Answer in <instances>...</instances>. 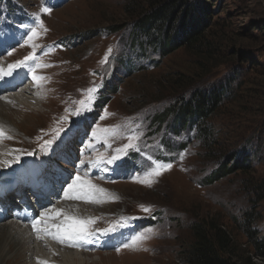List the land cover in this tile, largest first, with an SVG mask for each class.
Listing matches in <instances>:
<instances>
[{
  "label": "rangeland",
  "instance_id": "1",
  "mask_svg": "<svg viewBox=\"0 0 264 264\" xmlns=\"http://www.w3.org/2000/svg\"><path fill=\"white\" fill-rule=\"evenodd\" d=\"M156 1L0 0V67L7 69L34 54L35 75L43 78L34 81L31 72L26 84L13 91L24 88L26 96L37 91V110L21 106L13 92L0 94L13 100L12 106L6 103L4 113L0 111V119L8 118L1 126L8 130L6 142L16 151L13 170L23 159L25 164H46L44 178L35 184L51 192L49 196L57 192L62 196L77 174L103 189L67 200H77L84 204L80 205L84 212L93 214L85 217L94 221L89 225L92 233L117 225L134 226L117 236L121 242L116 243V238L96 241L108 246L89 250L93 253L65 245L83 251V264H186L190 225L199 218L219 221L231 234L235 254L233 259L232 254L225 256L228 262L264 264V253L257 247L264 245V0H184L207 20L208 55L186 46L163 56L149 49L141 54L130 32L148 4ZM9 6L17 15H7ZM43 6L51 8L50 14L41 12ZM33 14L40 15L46 31L38 29L37 37L25 43ZM124 59L132 64L121 67ZM177 80L189 84L184 88ZM218 86L229 93L207 122L216 141L210 145V154L196 126L172 135L169 119L156 128L153 117L179 96L195 88ZM97 95L108 101L90 115ZM77 110L80 115L75 114ZM58 129L66 134L55 139ZM47 141L53 143L44 147ZM225 155L229 164L238 163V169L213 184L205 183L204 177L225 161ZM112 157L118 159L106 163ZM128 157L133 163L129 169L123 166ZM157 164L172 167L159 176H147ZM107 171L117 177L107 179L103 174ZM148 179L150 186L141 182ZM15 184L20 189L21 180ZM17 193L21 194L17 189L7 193L14 205ZM62 200L64 196L53 206ZM141 206L150 211H142ZM60 218L52 223L59 224ZM138 234L147 238L134 247L123 246ZM1 235L0 264H24V253L21 261L7 258L6 263L7 246ZM39 243L49 251L47 243ZM13 246L8 245V250ZM37 249L32 251L44 254L42 247Z\"/></svg>",
  "mask_w": 264,
  "mask_h": 264
},
{
  "label": "trees",
  "instance_id": "2",
  "mask_svg": "<svg viewBox=\"0 0 264 264\" xmlns=\"http://www.w3.org/2000/svg\"><path fill=\"white\" fill-rule=\"evenodd\" d=\"M16 12L10 6L6 10L7 15L10 13L17 15ZM139 16L140 18L130 32V37L131 40H136L141 54H144L149 49L163 56L180 46H186L204 50L203 52L208 55L209 46L204 38V33L208 27L207 20H204V16L201 15L198 9H194V6H191L187 1L158 0L155 3H149ZM110 29L113 30V28ZM139 37H143L140 42L138 40ZM148 56L146 55V57ZM128 64H132L130 60L126 61L124 59V61H120L121 67L124 66L126 68ZM176 82L182 83L184 88L189 84L179 80ZM230 85L232 86V83ZM110 89L114 90V86L110 87ZM228 93L229 90L224 89L223 86L210 90L192 89L185 97L179 96L173 103L154 116L153 123L156 124L158 129L170 119L169 131L172 135H180L181 131L196 126L197 134L203 140V148L210 154L213 150L210 145L216 141L212 127L207 122ZM103 97L104 95H101V97L97 95L91 105L93 110L90 115L96 113L107 103L108 100H103ZM223 155L224 152H220V156L223 157ZM225 157L226 155L224 159ZM130 160L131 158L128 157L124 159V163L128 162V164H131ZM237 164H229L226 159L223 162H219L204 177V182L213 184L238 169L239 166ZM249 219V216L245 219L246 228L250 224ZM190 232L191 241L185 252L184 259L186 264H237L228 262L227 258H225L227 254H232L231 259H233V254L235 253H233L232 236L222 223L212 219L199 218L191 223ZM249 235L254 240L255 235H252L251 232ZM257 247L264 253V245L262 243L257 245ZM245 263H248V258Z\"/></svg>",
  "mask_w": 264,
  "mask_h": 264
},
{
  "label": "bare ground",
  "instance_id": "3",
  "mask_svg": "<svg viewBox=\"0 0 264 264\" xmlns=\"http://www.w3.org/2000/svg\"><path fill=\"white\" fill-rule=\"evenodd\" d=\"M21 75H23V73H20V72L17 73V70H15L11 77H6L4 80H0V94L6 90H9L11 92L18 90L19 88L17 89V87H19L22 84V80H23ZM22 86H24V84ZM29 89H32V88L29 87L28 90ZM28 90L27 92H29ZM24 92H26V90H24L23 88L21 91L17 93L13 92L12 96H14V99L17 102H19L21 106L32 108V109L36 108L37 110V108L40 106V101L37 98L38 92L33 91L34 92L33 94L29 93L30 96H26ZM6 103L12 106L13 100L11 99V97L10 96L0 97V111L6 108L7 106ZM0 122H1L0 129L3 130V132L5 133L7 137L6 132H8V130L7 129L5 130L1 126H5V124H7L8 118L6 121L0 119ZM9 133L13 134L11 131H9ZM11 146L14 147L12 144L10 145L6 142V138H0V158H1L0 159V169L9 167L7 171L4 173L3 171L5 170L0 171V173H2L0 174L2 176L0 178V195L4 193L9 187H11L12 183L14 182L16 183V181L20 180L19 177L23 179L29 176L36 178V179H39L41 177L39 180H42L44 178V174H42L43 173L42 168H44V166L41 167L35 161L31 164L30 163L25 164L26 159H23L22 165L18 166L15 170H13V167L15 166L14 157H15L16 151L13 148H11ZM5 162H7L10 166L6 167ZM9 169L10 171L8 172ZM14 174H16V176ZM12 176H14L16 180L14 179L10 180ZM17 191L21 192L22 195L26 194L25 193L26 188L22 184H20V189L17 188ZM60 193H58L56 197L54 194L51 196H49V194H46L44 197H43V194H40L39 197H41V199L39 200H42V204L34 205L35 210L30 211L31 216L26 215V214L24 215V214L11 213L9 212L10 211L9 208L7 209L6 207L3 206L5 204H8L9 200L10 202L12 201V198H11L12 196L10 194L6 193L4 199L0 198V234H2L1 236L5 238L4 242H5V245L7 246L6 263L8 261L7 258L21 261L23 253L27 254L26 261L24 264H37L38 259L42 261H47L48 264H83L84 263L85 259L84 257H82L83 255L82 250L68 248L65 245H62L58 242H56L55 244L54 240L53 239L51 240V238L49 239V237H44L43 239H37L36 235L32 231L31 220L40 217L38 216V211L36 207L37 208L39 207L38 210H41L42 213L47 212L49 214H54L57 210H59L61 212V215H60L61 218L59 219L58 223H61V221H63L65 215L75 217L78 219H86L85 217H89L93 215V214L89 215L87 211L84 212L80 206L84 204L78 203L77 200H71V201H67L69 199L62 200L60 204H56L53 206V204H55L54 201L59 200L58 198L64 196V194L60 196ZM85 193L87 195L88 194L93 195L92 192L90 193L85 192ZM74 194L80 195V193L70 192V195H74ZM86 199L87 197L85 198V200ZM15 200L18 203L19 199L16 198ZM70 203H73V204H70ZM90 204L92 205V203ZM20 206H21L20 207L21 210H23L22 208L26 207L27 205L26 203L21 202ZM95 208L97 207L95 206ZM79 212L84 217L81 216ZM6 219H9V220L6 221ZM50 223H52V221H50ZM46 239H49V240H46ZM34 241H35V245L33 243ZM40 241L45 244L47 243V245H49L48 252L50 254L48 256L45 255V254H48L47 249H46L47 247L44 248L45 246H42L43 244L39 243ZM50 242L53 244H51ZM13 243H14V246H13L14 249L8 250V245H11ZM31 244H32V248L36 247V249L38 248L39 250L42 247L43 248L42 252L44 254H41V251L40 252L32 251V248H30ZM95 247L96 245H91V248L96 249ZM95 251H99V250H95ZM87 253H93V252L88 251ZM52 254L55 257L54 259L52 258L53 257ZM56 257H59L61 261H57Z\"/></svg>",
  "mask_w": 264,
  "mask_h": 264
},
{
  "label": "snow or ice",
  "instance_id": "4",
  "mask_svg": "<svg viewBox=\"0 0 264 264\" xmlns=\"http://www.w3.org/2000/svg\"><path fill=\"white\" fill-rule=\"evenodd\" d=\"M41 12L45 14H50L51 8L48 6H43L41 8ZM38 29H44L43 21L40 18V15L33 14L32 20H31V26L29 28L25 29L27 40L28 41L33 40L38 35ZM23 46V45H22ZM34 47V45H33ZM112 49H109V53H111ZM8 55H11V52H8ZM35 57L34 54H29L26 56L22 61H17L15 64H10L7 66V69L0 67V80H4L6 77H11L14 73V71L18 68L25 67L28 65L29 61H34ZM33 72V79L34 81L37 79H43L41 77H37L35 75V69H32ZM76 115H80V111L77 110ZM61 133H65L64 129H58L56 132L55 139L61 138ZM66 134V133H65ZM0 138H10L6 137L5 133L2 129H0ZM53 141H47L45 142L44 147H49ZM126 147H131V145H126ZM31 155L32 153H28ZM118 159V157H112L111 159H108L106 163L112 164L115 162V160ZM16 160H19V157H16ZM5 166H10L7 162H5ZM172 167L171 164H157L151 172L147 173V176H159L162 174L163 171L169 170ZM142 183H146L150 186L151 180H145L141 181ZM103 192V189H96L95 185H91L86 180H81L79 175L77 174L75 177L71 178V183L67 184V187L64 188V198L65 199H78L83 198L80 195H70L71 193H82V192ZM93 202H99V201H93ZM141 210L144 212H149L150 209L141 206ZM61 212L57 210L54 214H49L47 212L41 213L39 218H35L31 220V227L33 233L36 235L37 239H43L44 237H49L56 242L66 245L68 247H78L81 245V243H89L90 237L93 235L91 231H89V225L94 223L93 220H81L75 217L71 216H64L63 221L59 224L50 223L53 219L60 216ZM111 230V229H109ZM143 234H138L133 237H131L130 242L125 243L123 246L128 247H134L139 244L140 241L146 239ZM120 249L117 248V251ZM37 264H48L47 261L37 260Z\"/></svg>",
  "mask_w": 264,
  "mask_h": 264
}]
</instances>
